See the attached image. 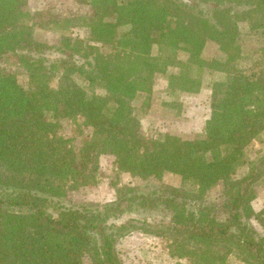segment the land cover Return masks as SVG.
<instances>
[{
  "label": "trees",
  "instance_id": "16d2710c",
  "mask_svg": "<svg viewBox=\"0 0 264 264\" xmlns=\"http://www.w3.org/2000/svg\"><path fill=\"white\" fill-rule=\"evenodd\" d=\"M75 1L91 8L89 37L49 44L26 22V0H0V65L14 60L28 79L22 86L0 70V264H120L117 238L134 231L169 240L175 264H228L231 250L264 264V235L249 224L254 217L264 226V208L251 205L264 154L236 176L264 131V0ZM209 42L220 54L206 59ZM243 45L260 59L249 61ZM169 68L172 94L198 93L204 70L224 74L212 82L203 136L143 131L133 101ZM76 116L91 128L78 151L59 133L60 120ZM100 154L114 156L119 172L171 173L181 185L164 194L115 188L113 202L63 206L68 189L94 181L96 163L82 168ZM218 183L221 203L205 202ZM133 211L166 219H121Z\"/></svg>",
  "mask_w": 264,
  "mask_h": 264
},
{
  "label": "rangeland",
  "instance_id": "374dc122",
  "mask_svg": "<svg viewBox=\"0 0 264 264\" xmlns=\"http://www.w3.org/2000/svg\"><path fill=\"white\" fill-rule=\"evenodd\" d=\"M26 9L32 17L26 22L31 24L35 37L49 44H58L61 35H68L72 39L78 37L85 40L89 37V29L84 25L85 19H90L91 8L88 3H77L75 0H26ZM243 30L247 29V24H243ZM244 51L251 59H260L254 49L243 45ZM220 52L216 44L209 42L202 53V57L211 59L218 56ZM252 54V55H251ZM251 55V56H250ZM179 58L185 59V55L180 53ZM252 60V61H253ZM264 61V60H263ZM245 67L250 63L244 62ZM1 71L11 73L17 82L22 86H27L28 79L26 73L18 66L16 61L2 62ZM175 70L169 68L166 74H155L150 95L138 94L134 99V104L140 109L139 119L142 129L150 136H156L164 132L179 134L183 137H194L204 135L205 121L209 116V102L212 82L221 80L223 73L204 70L203 81L198 93L177 92L172 94L166 90L167 74ZM147 97V99H146ZM148 100L146 112H143V103ZM174 101L175 107H169L163 102ZM167 102V103H168ZM172 105V106H173ZM59 133L64 138H69L73 148L78 151L83 142L90 137L91 128L83 124L80 116L72 118H62L60 120ZM264 154V131L252 141L246 149L245 160L247 161L238 169L236 176L244 174L247 170V163L254 160L258 155ZM95 157V159H94ZM95 161H94V160ZM96 163V170L93 173L94 181L82 184L76 189H68L66 196L63 197V206H73L78 203L90 205L109 203L116 200V189L131 187L134 193H147L156 191L157 193H168V189L181 185L180 177L171 173H164L160 178L153 176L141 178L128 172H119L114 156L109 154L94 155L91 162L83 167V173H88L92 165ZM257 196L252 200L253 210L258 213L264 208V178L256 185ZM224 197V187L218 183L208 190L204 195L205 202L220 204ZM165 213L155 212H136L124 214L121 218H144L149 220L163 221ZM216 217L224 218L223 212L216 213ZM249 224L255 229L258 235H264V226L252 217ZM170 241L159 235L149 232L134 231L125 236L117 238L116 249L119 253L120 264H175L177 258L169 256L168 243ZM223 250V248H222ZM226 252V251H225ZM240 256V255H239ZM235 250L226 252L228 264H247L239 258ZM241 257V256H240ZM83 261L89 262L87 255ZM182 262H187L182 259Z\"/></svg>",
  "mask_w": 264,
  "mask_h": 264
}]
</instances>
